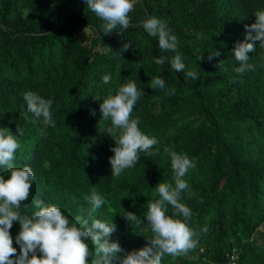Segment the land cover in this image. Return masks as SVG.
<instances>
[{
    "label": "trees",
    "instance_id": "16d2710c",
    "mask_svg": "<svg viewBox=\"0 0 264 264\" xmlns=\"http://www.w3.org/2000/svg\"><path fill=\"white\" fill-rule=\"evenodd\" d=\"M258 9L264 0H136L130 26L103 35L104 22L84 0H0V126L22 130L15 164L35 174L21 211L31 214L39 198L74 217L89 207L86 197L95 187L108 199L97 215L116 225L111 239L138 250L151 233H138L121 213L143 218L158 198L156 184L174 185L168 147L196 160L184 177L190 194L182 192L181 200L193 211L197 245L186 255L166 254L162 264H226L232 251L235 264H264V48L253 42V67L244 73L235 72L239 62L231 51L245 40ZM149 16L177 36L185 72L172 69L175 53L142 29ZM187 70L199 78L187 77ZM152 76H161L165 89H151ZM130 80L144 89L132 118L157 137L158 151L142 153L135 167L113 177L109 157L118 130L113 138L102 132L110 121L101 117L96 97ZM27 91L53 100L54 126L27 111ZM10 231H19L18 222Z\"/></svg>",
    "mask_w": 264,
    "mask_h": 264
},
{
    "label": "clouds",
    "instance_id": "9594fccd",
    "mask_svg": "<svg viewBox=\"0 0 264 264\" xmlns=\"http://www.w3.org/2000/svg\"><path fill=\"white\" fill-rule=\"evenodd\" d=\"M88 9L104 23L101 25L103 35L119 28L127 29L131 24L129 13L136 0H84ZM254 22L247 25L246 38L238 41L232 48L233 56L238 61L235 72L244 73L252 69L249 52L254 51V41L264 48V9L255 10ZM142 29L151 37H156L161 49L175 53L171 58V68L175 71L186 70L184 57L178 50L177 36L167 23L159 17L149 16L142 20ZM117 32V31H115ZM120 33V32H117ZM125 48L129 44L124 45ZM214 55H219L216 51ZM156 64H163L164 57H154ZM186 76L198 79L195 71L187 70ZM102 82L110 84V73L103 74ZM148 86L155 90L165 89V80L161 76H152ZM144 89L138 88L135 81L120 84L115 92L100 98L101 117L110 121L104 127L115 145L111 147L113 155L109 157L111 176L119 177L126 169L135 167L141 154L155 155L159 143L157 137L148 136L139 127V118H132V113L140 100ZM174 93L175 89H169ZM27 111L46 125H55L52 117L51 98L27 91L23 95ZM93 114L94 111H93ZM101 119V118H100ZM17 128L13 133L7 127L0 126V169H6L7 175L0 174V264H162L165 255H186L197 245L196 232L189 226L193 215L192 209L182 202V192H189L190 186L184 179L186 173L196 167V160L186 153L165 147L171 158L174 185L159 183L155 186L158 198L150 201L143 218L136 213H121L132 227L137 226L146 236L147 243L140 249L126 251L118 240L111 239L116 225L97 215L99 209L107 205L108 199L95 187L86 197L89 207L74 217H70L62 207L55 203H46L43 199L34 200L31 214L21 211L23 203L28 200L35 180L31 166L17 167L15 164L17 150L20 148ZM50 166L45 161L44 167ZM169 206L172 212L169 213ZM146 221V222H145ZM18 222L19 231L13 236L11 229ZM207 231V225L201 228ZM15 242V246H14ZM19 249V250H18Z\"/></svg>",
    "mask_w": 264,
    "mask_h": 264
},
{
    "label": "built area",
    "instance_id": "2783aa9c",
    "mask_svg": "<svg viewBox=\"0 0 264 264\" xmlns=\"http://www.w3.org/2000/svg\"><path fill=\"white\" fill-rule=\"evenodd\" d=\"M237 259V253L232 251L230 254H228V262L226 264H235Z\"/></svg>",
    "mask_w": 264,
    "mask_h": 264
}]
</instances>
